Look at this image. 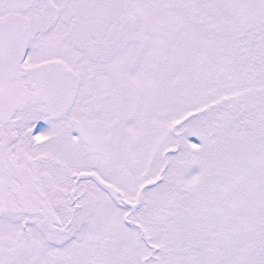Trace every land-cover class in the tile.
I'll use <instances>...</instances> for the list:
<instances>
[{"label": "snow or ice", "instance_id": "snow-or-ice-1", "mask_svg": "<svg viewBox=\"0 0 264 264\" xmlns=\"http://www.w3.org/2000/svg\"><path fill=\"white\" fill-rule=\"evenodd\" d=\"M0 264H264V0H0Z\"/></svg>", "mask_w": 264, "mask_h": 264}]
</instances>
